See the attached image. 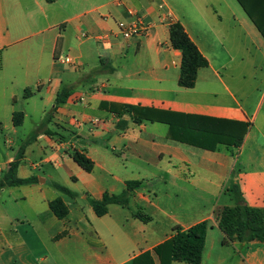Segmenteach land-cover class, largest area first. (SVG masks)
<instances>
[{
	"label": "crops",
	"instance_id": "crops-1",
	"mask_svg": "<svg viewBox=\"0 0 264 264\" xmlns=\"http://www.w3.org/2000/svg\"><path fill=\"white\" fill-rule=\"evenodd\" d=\"M137 15L151 32L124 40L120 24ZM174 23L208 60L193 88L179 85ZM62 88L71 90L66 103L47 125L41 117L37 135L26 131L36 128V104L53 108ZM128 106L172 125L136 122ZM195 117L248 125L241 147L174 140V128H193ZM74 150L94 162L92 172ZM20 155L17 177L37 181L0 188V264H160L155 249L173 229L201 222L209 228L200 264H264V242L224 245L218 219L236 205L234 186L264 209V36L237 0H0V181ZM127 181L142 182L129 205L98 217L89 198L120 194ZM58 197L64 219L50 208Z\"/></svg>",
	"mask_w": 264,
	"mask_h": 264
},
{
	"label": "trees",
	"instance_id": "trees-1",
	"mask_svg": "<svg viewBox=\"0 0 264 264\" xmlns=\"http://www.w3.org/2000/svg\"><path fill=\"white\" fill-rule=\"evenodd\" d=\"M246 11L250 19L256 24L264 36V0H237ZM170 43L174 49L182 53L181 70L179 85L185 88H193L196 85L198 71L208 66V60L200 53L197 46L190 39L184 27L180 23H174L170 27ZM71 95V90L62 88L58 93L54 107L46 116V125L54 117L57 110L66 103ZM112 112L122 115L124 112L130 114L134 121L141 122L147 120L151 122H163L172 125V121L167 117H160L156 111L139 107L128 106L124 108L123 113L111 108ZM24 114L22 112L14 113V124L20 126L23 122ZM197 125L193 128H174L173 139L197 146L207 150H215L218 145H225L230 149L241 147L248 125L232 120L213 119L208 117H195ZM49 135H54L47 131ZM37 135V134H36ZM72 159L82 167L86 172H92L94 162L85 152L74 150L71 154ZM22 155L14 161L9 171L0 181V188L8 186H19L34 183L37 178L21 179L17 177V169ZM142 182L127 181L126 190L120 194H111L105 192L101 199L89 198V204L98 217L108 213V207L117 204L127 207L130 203L132 193L140 188ZM62 192L73 196V193L66 187L57 185ZM236 205L225 207L218 215L219 227L224 232L225 238L223 244L239 242L248 244L252 241L264 242V209L250 207L245 204L242 194L237 186L232 189ZM50 208L56 217L64 219L68 215V206L62 198L58 197L50 202ZM136 217L141 221L148 223L152 217L145 215L138 210ZM209 228L207 222H201L187 230L176 226L171 238L158 245L155 249L160 264H174L183 262L187 264H200L203 259L206 234ZM149 255L146 254L140 260H145Z\"/></svg>",
	"mask_w": 264,
	"mask_h": 264
},
{
	"label": "built area",
	"instance_id": "built-area-1",
	"mask_svg": "<svg viewBox=\"0 0 264 264\" xmlns=\"http://www.w3.org/2000/svg\"><path fill=\"white\" fill-rule=\"evenodd\" d=\"M152 29V25L149 24L144 16L137 15L127 23L120 24L119 34L124 40H131L133 38L145 37ZM64 64L74 65V61L70 57H66L62 60Z\"/></svg>",
	"mask_w": 264,
	"mask_h": 264
},
{
	"label": "rangeland",
	"instance_id": "rangeland-1",
	"mask_svg": "<svg viewBox=\"0 0 264 264\" xmlns=\"http://www.w3.org/2000/svg\"><path fill=\"white\" fill-rule=\"evenodd\" d=\"M22 105V104H21ZM53 104L51 105H46V104H36V128L35 126L32 124V123H29L26 125V131L30 132V131H34L36 134L38 133V130L39 129H42L44 126H43V122L44 120L42 121V124H39L40 122V119L41 117H45L47 116V114L51 111V108H52ZM45 110V112L43 111Z\"/></svg>",
	"mask_w": 264,
	"mask_h": 264
}]
</instances>
